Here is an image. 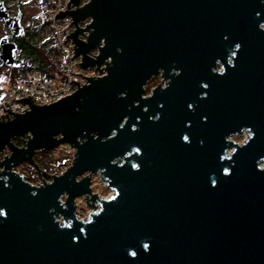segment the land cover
I'll use <instances>...</instances> for the list:
<instances>
[{
  "label": "water",
  "instance_id": "1",
  "mask_svg": "<svg viewBox=\"0 0 264 264\" xmlns=\"http://www.w3.org/2000/svg\"><path fill=\"white\" fill-rule=\"evenodd\" d=\"M62 16L78 65L102 74L5 109L0 264H264V0H70ZM15 53L3 43L0 62L25 65ZM159 69L167 85L142 96ZM60 143L69 166L39 168L36 149ZM23 161L42 182L14 169ZM91 173L113 193L92 192ZM76 197L92 207L85 218Z\"/></svg>",
  "mask_w": 264,
  "mask_h": 264
},
{
  "label": "built area",
  "instance_id": "2",
  "mask_svg": "<svg viewBox=\"0 0 264 264\" xmlns=\"http://www.w3.org/2000/svg\"><path fill=\"white\" fill-rule=\"evenodd\" d=\"M85 0H80V5ZM70 0H41L40 9L37 11L34 18L25 21L24 39L33 48H38L43 51V58L51 69L46 71L38 69L35 65L30 64L29 57L23 52L18 57L27 64L21 67L19 76L15 82H8L4 87L3 96L0 97V120H8L13 118L9 111L10 109L16 114L24 113L30 105L25 102H20L19 99L33 97L32 101L35 104L51 103L54 100L69 95L79 86L74 80H79V85L87 83V77L98 76L99 73L95 70V66L82 67L78 63L81 62V55L74 57L75 44L67 35L74 32L75 24L71 23L72 18L62 16L55 18L60 12H66ZM91 18L86 17L80 20L78 25L86 27ZM88 35L87 32L84 33ZM83 40L82 36L78 37ZM91 56L97 54V49L93 48L89 52ZM22 143L27 140V135L19 139ZM4 155V154H3Z\"/></svg>",
  "mask_w": 264,
  "mask_h": 264
},
{
  "label": "rangeland",
  "instance_id": "3",
  "mask_svg": "<svg viewBox=\"0 0 264 264\" xmlns=\"http://www.w3.org/2000/svg\"><path fill=\"white\" fill-rule=\"evenodd\" d=\"M26 49L23 52L29 57L28 59L30 64L36 65V62L38 60V55L36 54H40V56H42L43 51L41 49L34 48L37 52L33 51V53H30L29 49H33V47H31L29 43H27ZM21 67L22 66L19 67L7 66L4 65L2 62H0V97L3 96L5 85L8 82H15L17 80ZM156 83L157 82H154L152 85L154 86ZM231 138L235 141L241 142L245 138V133L243 132L240 135H234ZM17 139L18 138H13V141L17 145L23 146L24 143L22 142L17 143L18 141ZM8 153L9 150L5 148L4 152L0 153V159L3 157V154H8ZM72 157H73V149L67 143H60L51 149L38 148L34 153V160L38 165V167L47 172L54 174H60L61 172H63L69 166L70 162L72 161ZM14 169L17 170L20 174H22L23 177L32 184H38L42 182L40 171L33 163H30L28 161H23L17 164L14 167ZM42 177L46 181H50L52 175L42 174ZM90 186L94 193H97L99 196L102 197L109 196L113 193V190L107 188L105 183L101 181L98 173L92 174ZM85 200H86L85 197L75 198V204L77 205L76 214L80 218H85L92 209V207H90ZM94 203L97 206L99 205L97 201H95Z\"/></svg>",
  "mask_w": 264,
  "mask_h": 264
},
{
  "label": "flooded vegetation",
  "instance_id": "4",
  "mask_svg": "<svg viewBox=\"0 0 264 264\" xmlns=\"http://www.w3.org/2000/svg\"><path fill=\"white\" fill-rule=\"evenodd\" d=\"M40 9V0H0V14H4L5 19L7 18L11 25L17 23L18 34H13L12 28L6 23L4 18H0V52L3 49V43L6 46L7 43L14 44V51H16V57L18 58L21 53L25 50L26 40L24 39L25 21L34 18L37 11ZM228 61L232 63V59ZM217 69L221 71L219 63L216 65ZM178 70L171 69L170 74L177 73ZM170 77L164 78L162 70L151 76L143 87L142 96H149L152 89L160 84L161 86L167 85ZM154 82H157L154 86ZM84 173L82 176L86 175ZM91 173V177H92ZM92 190V188H91ZM93 192V191H92Z\"/></svg>",
  "mask_w": 264,
  "mask_h": 264
},
{
  "label": "trees",
  "instance_id": "5",
  "mask_svg": "<svg viewBox=\"0 0 264 264\" xmlns=\"http://www.w3.org/2000/svg\"><path fill=\"white\" fill-rule=\"evenodd\" d=\"M27 48V42H26V47H25V49ZM26 50H28V49H26ZM33 51H36L34 48L33 49H29V52L30 53H33ZM37 52V51H36ZM36 55H38V60H37V62H36V67L38 68V69H44V70H46V71H50L51 69L49 68V66H47V64H46V62L43 60L44 58L42 57V56H40V54H36ZM40 56V57H39ZM18 141H17V143L18 142H20L21 143V141L19 140V139H17Z\"/></svg>",
  "mask_w": 264,
  "mask_h": 264
},
{
  "label": "snow or ice",
  "instance_id": "6",
  "mask_svg": "<svg viewBox=\"0 0 264 264\" xmlns=\"http://www.w3.org/2000/svg\"><path fill=\"white\" fill-rule=\"evenodd\" d=\"M221 71H222V69H221ZM145 247H147V245H145Z\"/></svg>",
  "mask_w": 264,
  "mask_h": 264
}]
</instances>
